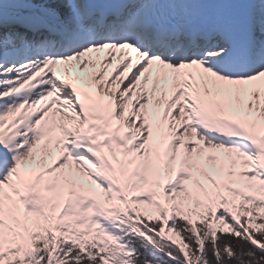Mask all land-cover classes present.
<instances>
[{"label": "snow or ice", "instance_id": "6c2138e0", "mask_svg": "<svg viewBox=\"0 0 264 264\" xmlns=\"http://www.w3.org/2000/svg\"><path fill=\"white\" fill-rule=\"evenodd\" d=\"M0 264H264V0H0Z\"/></svg>", "mask_w": 264, "mask_h": 264}]
</instances>
